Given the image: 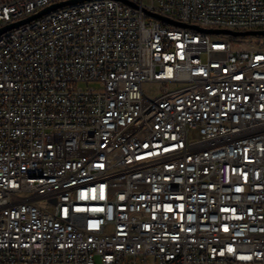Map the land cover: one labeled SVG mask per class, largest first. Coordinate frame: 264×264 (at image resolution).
I'll return each instance as SVG.
<instances>
[{
  "label": "built area",
  "instance_id": "1",
  "mask_svg": "<svg viewBox=\"0 0 264 264\" xmlns=\"http://www.w3.org/2000/svg\"><path fill=\"white\" fill-rule=\"evenodd\" d=\"M127 1L0 34V264H264V34L149 14L261 30L264 0Z\"/></svg>",
  "mask_w": 264,
  "mask_h": 264
},
{
  "label": "water",
  "instance_id": "2",
  "mask_svg": "<svg viewBox=\"0 0 264 264\" xmlns=\"http://www.w3.org/2000/svg\"><path fill=\"white\" fill-rule=\"evenodd\" d=\"M84 0H65V1H61V2H57V3H53L47 7H44L42 8L41 10H39L38 12L22 19V20H19V21H16V22H12V23H9V24H6L2 27H0V34H2L3 32L5 31H8L10 29H13V28H16L20 25H23L25 23H28L34 19H37L53 10H56L60 7H64V6H67V5H71V4H75V3H78V2H82ZM125 3H128L130 5H134L132 4L131 2L127 1V0H121ZM151 16H154L155 18L163 21V22H166L168 24H171V25H176V26H180V27H189V28H194V29H197L199 31H204V32H207V33H211V34H225V35H231V36H249V35H259V34H264V29H261V30H249V31H233V30H228V29H213V28H200L196 25H190V24H184V23H181V22H176V21H173L169 18H166L164 16H160L158 14H154V13H149Z\"/></svg>",
  "mask_w": 264,
  "mask_h": 264
},
{
  "label": "rangeland",
  "instance_id": "3",
  "mask_svg": "<svg viewBox=\"0 0 264 264\" xmlns=\"http://www.w3.org/2000/svg\"><path fill=\"white\" fill-rule=\"evenodd\" d=\"M146 89L153 90V87L151 85H146Z\"/></svg>",
  "mask_w": 264,
  "mask_h": 264
},
{
  "label": "snow or ice",
  "instance_id": "4",
  "mask_svg": "<svg viewBox=\"0 0 264 264\" xmlns=\"http://www.w3.org/2000/svg\"><path fill=\"white\" fill-rule=\"evenodd\" d=\"M225 230H227V229H225Z\"/></svg>",
  "mask_w": 264,
  "mask_h": 264
}]
</instances>
